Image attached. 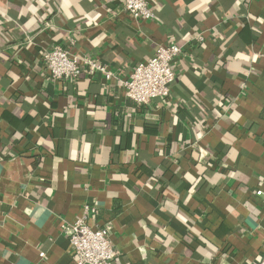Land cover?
<instances>
[{
    "label": "crops",
    "instance_id": "0c3cea01",
    "mask_svg": "<svg viewBox=\"0 0 264 264\" xmlns=\"http://www.w3.org/2000/svg\"><path fill=\"white\" fill-rule=\"evenodd\" d=\"M150 2L154 22L124 0H0V264H76L85 216L111 264L264 257V0ZM167 44L170 97L137 107L122 83ZM55 45L114 77L53 81Z\"/></svg>",
    "mask_w": 264,
    "mask_h": 264
},
{
    "label": "built area",
    "instance_id": "2783aa9c",
    "mask_svg": "<svg viewBox=\"0 0 264 264\" xmlns=\"http://www.w3.org/2000/svg\"><path fill=\"white\" fill-rule=\"evenodd\" d=\"M124 10L136 22H154L156 19L150 0H124ZM194 40L203 41L204 36L198 34ZM182 50L176 44L161 45L147 62L136 65L130 78L122 83L126 97L137 107L150 105L157 99H168L177 79L174 63ZM42 60L53 81H77L84 70L90 77L99 74L107 81L114 77L108 66L90 57L72 54L68 46L55 45L44 50ZM255 194L264 197L262 191ZM86 210H90L89 207ZM86 218L79 219L68 229L63 225L70 237L75 263L111 264L118 253L113 247L109 227L92 228ZM40 256L43 258L45 254ZM258 264H264V257Z\"/></svg>",
    "mask_w": 264,
    "mask_h": 264
}]
</instances>
